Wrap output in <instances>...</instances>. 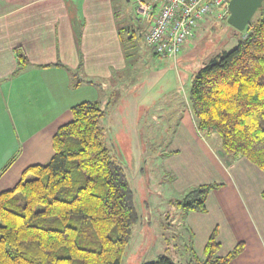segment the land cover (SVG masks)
Returning <instances> with one entry per match:
<instances>
[{"label": "crops", "instance_id": "0c3cea01", "mask_svg": "<svg viewBox=\"0 0 264 264\" xmlns=\"http://www.w3.org/2000/svg\"><path fill=\"white\" fill-rule=\"evenodd\" d=\"M128 1L0 0V192L14 187L28 166L52 157L53 135L72 119L74 105L98 101L113 114L126 96L133 84L123 36L134 19L125 13ZM18 48L29 61L23 69ZM162 163L180 196L195 185L219 184L208 194L206 212L184 213L185 263L193 254L203 257L217 227L220 256L244 243L228 264H264V172L242 155L227 154L217 133L202 134L190 102Z\"/></svg>", "mask_w": 264, "mask_h": 264}, {"label": "trees", "instance_id": "16d2710c", "mask_svg": "<svg viewBox=\"0 0 264 264\" xmlns=\"http://www.w3.org/2000/svg\"><path fill=\"white\" fill-rule=\"evenodd\" d=\"M258 11L238 44L195 74L189 101L202 134L217 133L227 154L242 155L264 172V4ZM16 58L20 69L29 64L22 48ZM71 113L53 135L52 157L28 166L14 187L0 192V264H122L139 218L134 191L104 144L106 110L86 100ZM218 186L195 185L177 204L184 212H206L208 194ZM52 217L63 227L49 224ZM80 233L95 247L81 246ZM218 235L216 227L203 257L193 254L186 264H228L242 252L240 242L220 256ZM145 264L179 263L162 254Z\"/></svg>", "mask_w": 264, "mask_h": 264}, {"label": "rangeland", "instance_id": "374dc122", "mask_svg": "<svg viewBox=\"0 0 264 264\" xmlns=\"http://www.w3.org/2000/svg\"><path fill=\"white\" fill-rule=\"evenodd\" d=\"M126 6L125 13L134 18L128 25L130 32L123 31L131 57L133 84L126 90V96L116 102L113 114L107 111L100 120L104 144L112 159L124 167L139 214L122 264H145L162 254L186 264L189 232L184 222L185 212L177 204L183 195L172 189L163 170V157L176 122L190 102L192 78L204 64L233 49L246 30L231 26L229 16L208 17L177 60L169 59L159 56L147 45L143 32L148 23L139 20L134 0ZM260 15L261 11L256 12L254 21ZM210 141L213 143L211 138ZM47 222L56 228L63 227L56 217ZM77 242L95 247L82 233Z\"/></svg>", "mask_w": 264, "mask_h": 264}, {"label": "built area", "instance_id": "2783aa9c", "mask_svg": "<svg viewBox=\"0 0 264 264\" xmlns=\"http://www.w3.org/2000/svg\"><path fill=\"white\" fill-rule=\"evenodd\" d=\"M147 45L161 57L177 60L208 17L229 15L230 0H134ZM141 22V21H140Z\"/></svg>", "mask_w": 264, "mask_h": 264}, {"label": "water", "instance_id": "95a60500", "mask_svg": "<svg viewBox=\"0 0 264 264\" xmlns=\"http://www.w3.org/2000/svg\"><path fill=\"white\" fill-rule=\"evenodd\" d=\"M264 0H230L228 23L234 28L245 31Z\"/></svg>", "mask_w": 264, "mask_h": 264}]
</instances>
